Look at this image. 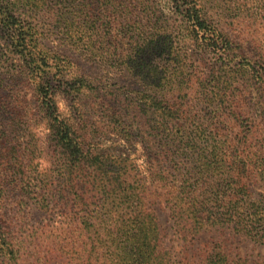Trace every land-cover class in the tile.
<instances>
[{"label":"trees","instance_id":"1","mask_svg":"<svg viewBox=\"0 0 264 264\" xmlns=\"http://www.w3.org/2000/svg\"><path fill=\"white\" fill-rule=\"evenodd\" d=\"M223 1L0 0V43L5 48V53L0 48V63L14 71L12 82L29 78L60 162L52 175L33 182L23 172L20 144L0 146V264H173L160 246L153 196L165 203L182 241H192L208 228L228 227L238 214L235 199L248 195L243 178L249 157L233 141L211 135L210 129L213 154L204 153L197 145L203 129L197 133V116L187 113L191 103L202 102L214 108L210 119L225 122L217 104L227 102L237 79L229 73L235 66L229 62L234 44L212 16L226 22L231 18L219 11ZM178 35L195 39L204 49L220 50L223 61L218 72L194 77L202 89L198 98L189 92L175 107L168 101L167 85L182 89L180 85L194 79L183 58L170 59L177 56L173 39ZM253 69L264 83V65L262 73ZM92 70L103 73L94 75ZM125 80L136 89L124 87ZM58 92L73 106L83 100L98 102L109 125L126 141L131 135L124 115L138 118V134L145 133L143 128L156 134L160 130L159 143L153 136L146 141V149L158 152H148L145 173L127 157L85 149L71 113L63 116L58 110ZM110 95L123 97V103L117 102L121 108L106 103ZM8 104L0 97V117L10 109ZM173 123L177 130L171 132ZM5 132L0 120V137ZM258 164L264 166V155ZM6 193L21 199L8 203ZM230 197L234 199L226 201ZM6 207L21 215L9 219ZM30 211L42 218L23 216ZM255 221L250 219V226ZM233 262L218 250L196 264H240Z\"/></svg>","mask_w":264,"mask_h":264},{"label":"rangeland","instance_id":"2","mask_svg":"<svg viewBox=\"0 0 264 264\" xmlns=\"http://www.w3.org/2000/svg\"><path fill=\"white\" fill-rule=\"evenodd\" d=\"M221 10L229 13L231 18L228 22L220 15H216L210 10L209 12L212 13L216 24L228 34L229 40L234 44L229 55V62L232 61L231 64L235 66L229 73L237 79L236 85L228 91V96L225 98L227 102L222 104L218 102L217 104L225 113V122H220L219 118L210 119L214 114V108H207L201 101L202 104L197 101L191 103L187 113L197 116L195 117L198 119L196 122L197 133L203 129L200 132L201 139L198 140L197 145L199 147L200 144L204 153L213 154V147L210 146L211 142L208 140L209 135L207 134L211 130V135L220 137L222 142L226 139L233 141L237 151L248 155V163L246 162L248 171L243 178L248 188V195L235 199L238 214L231 217L227 228H208L200 232L192 241L180 239L174 231L173 222L165 203L160 201V198L153 196L152 207L156 210L160 230V246L170 255V261L173 264H196L204 255L215 254L218 250L227 253L230 263L238 261L240 264H264V238H262L264 235V222L262 223V219L264 220V166L258 164V159L262 160V155H264V83H262V76L253 71L255 68V70H261L262 73V65H264V0H226L220 4L219 11ZM173 40L177 56L170 59L178 61L183 58L191 67L192 78H202L203 75L208 77L212 70L218 72L217 69L223 61L220 50L204 49L201 43L196 42L195 39H183L179 35ZM46 42L48 46H54L53 42L49 40ZM0 48L1 53H5L2 43H0ZM92 71L94 75L103 73L98 70ZM14 74L11 68L2 66L0 63V97L8 101L10 108L0 117V120L5 123L6 131V136L0 137V146L7 143H19L26 179L38 182L37 180L43 179L45 174L49 176L52 175V171L57 170L60 163L58 151L52 140L49 126L44 120V114L40 111L38 102L33 96L29 78L21 76L19 81L12 82L11 77ZM125 83L127 85L125 84L124 87L127 89H136L131 81L125 80ZM179 87L182 89L169 84L165 88V92L169 95V103L175 107L179 105L181 96H186L190 92L191 98H198L202 90L195 78L192 79L191 84H182ZM18 93H21L24 98H21ZM235 95L238 96L234 98ZM55 101L61 115L66 116L71 113L73 116L70 118H73L77 131L83 134L82 138L86 142L85 149L89 148L95 153L108 155L111 158L127 157L133 165L139 166L140 171L145 173L147 161L150 159L148 152L149 155L158 152L157 149L152 151L146 149V141L153 136V139L159 143L162 136L160 130L156 134L150 128H143L145 133L138 134L136 129L138 124L136 119L138 118L124 115L122 120L128 126L131 135V138L126 141L120 130H115L109 125L98 102L91 103L83 100L82 105L74 104V107L62 92L55 95ZM229 101L231 104L228 106ZM117 102L123 103V97L110 95L106 103L111 107L121 108L122 106ZM75 108L79 114L71 112ZM121 110L125 111V109ZM231 111L238 115L234 116ZM141 121L144 123L143 119ZM209 121H212L208 125H211L210 128L207 126ZM176 130L174 124V129L171 132ZM189 130L194 136V126H191ZM203 181L204 179L199 183V191H203ZM4 199L9 203L14 200L19 201L21 198H13V194L6 193ZM231 199L234 198L230 197L226 201ZM256 207L258 215L254 213ZM4 215H7L9 219H14V216H19L21 213H16L13 209L8 211L6 207ZM23 216L33 221L42 218L33 211L25 212ZM238 217H243L244 220L240 221ZM250 219L256 220L251 226ZM257 219L260 223L258 230L254 226ZM40 222L44 223V220H40ZM240 227H243L244 231H239ZM256 234L258 236L253 238L252 236Z\"/></svg>","mask_w":264,"mask_h":264}]
</instances>
